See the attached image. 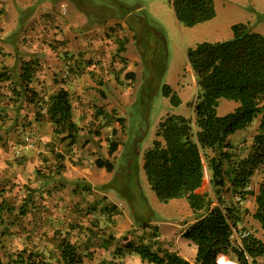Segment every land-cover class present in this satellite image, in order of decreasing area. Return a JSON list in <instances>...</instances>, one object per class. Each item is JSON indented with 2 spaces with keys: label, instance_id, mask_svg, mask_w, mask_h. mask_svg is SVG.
Here are the masks:
<instances>
[{
  "label": "rangeland",
  "instance_id": "374dc122",
  "mask_svg": "<svg viewBox=\"0 0 264 264\" xmlns=\"http://www.w3.org/2000/svg\"><path fill=\"white\" fill-rule=\"evenodd\" d=\"M47 1L0 0V72L11 76L9 80H0V203L14 209L13 213L0 214V253L38 248L51 264H62L58 241L61 234L67 233L85 253L81 264H151L136 253L120 254L117 247L125 239L142 241L154 250L177 252L190 264H196V246L182 237V232L205 211L193 212L185 197L160 201L146 179L144 155L152 147L159 122L167 115L194 116L201 91L187 50L202 41L230 38L231 24L235 22H247L264 33V0H214L216 15L194 26L178 22L171 0H119L126 5L124 12L130 11L127 20L134 26L131 29L135 42L131 49L141 56L137 75L130 77V84L123 77L116 84L114 79L109 83L107 74H97V79L103 80V96L107 99H101L104 108L91 106L95 100L84 97L72 86L73 118L81 127L73 145L61 140L63 134L54 130L46 113L48 95L70 80L58 76L53 81L56 69L52 67L57 65H50V54L61 50L63 58L67 53L66 39H57L63 30L58 21L65 18L66 10L53 6L57 2L61 6V0H49L52 6ZM66 2L85 7L88 26L120 15L119 9L106 0ZM85 29H75V34L81 37ZM111 54L114 59L117 48ZM29 57L39 61L30 84L40 95L36 104L26 101L18 85L20 65ZM165 84L177 94L178 104L163 93ZM19 91H23L22 95L17 94ZM237 104L221 98L217 113L230 112ZM98 108L101 111L97 112ZM118 117L126 119L121 122ZM260 117L230 136L229 151L233 157L242 158L249 153ZM113 125L117 127L115 134L111 131ZM111 140L120 144L109 155ZM214 153L206 150L205 159ZM98 157L111 160L114 169L97 167ZM206 164L205 161L204 182L198 191L210 192L214 197ZM263 179L264 164L255 170L249 189L257 192ZM222 197L226 204L239 208L242 218L238 227L264 239L260 223L252 216L255 196L238 201L231 191H223ZM23 207L27 210L25 215L21 213Z\"/></svg>",
  "mask_w": 264,
  "mask_h": 264
},
{
  "label": "trees",
  "instance_id": "16d2710c",
  "mask_svg": "<svg viewBox=\"0 0 264 264\" xmlns=\"http://www.w3.org/2000/svg\"><path fill=\"white\" fill-rule=\"evenodd\" d=\"M106 1L114 4L119 13L126 8L119 0ZM171 4L176 19L185 26H194L216 15L214 0H171ZM78 5L81 6L80 3ZM260 18H263L262 15ZM231 31L232 36L228 39L202 41L187 50L189 65L201 91L194 105V116L169 114L162 119L152 147L146 151L143 160L146 179L160 201L185 197L193 212L205 211L182 232V237L196 246V264H218L220 254L227 255L238 264H264V239L251 232L240 239L235 237V232L244 231L238 227L242 218L240 210L233 203L226 204L222 197L223 191H231L238 201L254 195L256 209L252 216L264 231V179L257 192L249 189L255 170L264 164V33L254 30L247 22L231 24ZM124 48L125 42L122 41L119 49L122 51ZM38 64L36 58L23 60L18 74V85L23 89L26 101L33 104L40 99L38 91L30 85ZM135 75L132 72L131 77ZM10 78L8 73L0 72V80ZM23 91L17 94L22 95ZM163 93L171 97L173 104L179 103L170 85H164ZM221 98L234 100L238 104L232 111L219 115L217 106ZM45 102L46 113L55 126L54 130L63 134L61 140L69 145L75 144L81 127L73 118L70 91L62 86L50 93ZM258 115L261 117L249 153L242 158L233 157L229 151L232 147L230 136L237 130L245 129ZM119 118L121 122L126 119ZM116 132L117 129L113 128L112 133ZM119 144L118 140L109 142L110 155ZM208 149L215 153L205 159L204 154ZM205 161L211 172L214 197L210 192L198 191L205 178ZM95 164L107 171L114 169V163L107 158L98 157ZM135 166L138 167V162ZM134 173L137 178L138 172ZM214 201L217 204L213 205ZM13 211L10 205L0 203V214ZM21 213L27 214L26 207ZM125 240L121 247H117L122 255L136 253L142 261L151 264H190L177 252L161 249L160 253L142 241L135 243L131 239ZM58 248L62 264L83 262L85 253L67 233L60 235ZM260 258L263 262H260ZM0 264L51 263L38 248L24 247L0 253Z\"/></svg>",
  "mask_w": 264,
  "mask_h": 264
},
{
  "label": "crops",
  "instance_id": "0c3cea01",
  "mask_svg": "<svg viewBox=\"0 0 264 264\" xmlns=\"http://www.w3.org/2000/svg\"><path fill=\"white\" fill-rule=\"evenodd\" d=\"M57 1L60 2V0H54V2ZM103 1L105 2V0ZM61 2V6H59L58 2L56 4L54 3L53 6L58 10H60L59 7H62L63 12L64 9L66 10L65 18H61V20L58 21L63 30L57 34V39H66L67 43L65 44L64 52L66 51L67 53L63 58H60L62 56L61 50L52 51L50 54V65L59 66V68H57V66L52 68L54 70L56 69V72L61 73V75H56L55 72L53 81L55 82V78L58 76L69 77L70 80L67 83L63 82L59 88L62 86L67 88L72 97V86L75 85L77 87L76 91L78 90L81 95H85L84 97L87 95L91 97L90 99H93V101L95 100L91 103V106L98 105L100 108H104L103 100L107 99L103 96V80L102 78L97 79V74H107V78L111 80H109V83L114 79L116 84H118L117 80L122 77L126 80L124 81L126 84H130L132 81L130 78L132 72H135L137 75V62L141 60V56L136 55L135 51L131 49L132 43L134 45L135 42L133 38L135 32L131 29L133 25L129 24L127 20L130 11H123L120 15H113L110 18H106L102 23L97 22L95 25L88 26V24H86L88 16L85 7L84 9L77 8L73 2L69 5L66 0H61ZM46 3L52 6L51 1L48 0ZM98 9H101V6H98ZM84 28L86 29L82 30L81 37L75 34V29L81 30ZM120 38L125 42V49L122 51H118L120 46L119 42H122L119 40ZM115 48H117V56L113 59V54H111V52ZM28 59H30V57ZM53 59L57 62H54ZM94 59H101L102 61L96 63ZM64 60L65 64L62 63ZM20 72L21 70L19 73ZM89 101L87 105H89ZM115 107L116 106L113 105L114 110ZM100 108L97 109V112L101 111ZM113 128L117 127L113 125L112 130Z\"/></svg>",
  "mask_w": 264,
  "mask_h": 264
},
{
  "label": "bare ground",
  "instance_id": "6f19581e",
  "mask_svg": "<svg viewBox=\"0 0 264 264\" xmlns=\"http://www.w3.org/2000/svg\"><path fill=\"white\" fill-rule=\"evenodd\" d=\"M218 264H238V263L233 259L229 258L228 256L224 254H220L218 256Z\"/></svg>",
  "mask_w": 264,
  "mask_h": 264
},
{
  "label": "built area",
  "instance_id": "2783aa9c",
  "mask_svg": "<svg viewBox=\"0 0 264 264\" xmlns=\"http://www.w3.org/2000/svg\"><path fill=\"white\" fill-rule=\"evenodd\" d=\"M249 233V231H238V232H235V237H238L239 239H240V237H242V236H245V235H247Z\"/></svg>",
  "mask_w": 264,
  "mask_h": 264
}]
</instances>
